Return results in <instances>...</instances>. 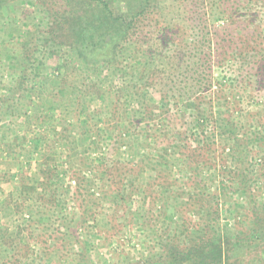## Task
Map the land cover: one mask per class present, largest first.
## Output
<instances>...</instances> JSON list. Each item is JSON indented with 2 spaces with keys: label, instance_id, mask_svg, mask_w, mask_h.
Here are the masks:
<instances>
[{
  "label": "trees",
  "instance_id": "obj_1",
  "mask_svg": "<svg viewBox=\"0 0 264 264\" xmlns=\"http://www.w3.org/2000/svg\"><path fill=\"white\" fill-rule=\"evenodd\" d=\"M24 3L0 0V159L15 161L10 177L2 163L12 191L0 187V207L15 214L16 195L25 222L53 232L43 263L95 264L98 205L141 219L152 198L171 211L167 233L122 264H264V119L242 124L241 105L218 100H264V21L234 19L241 0H36L41 21L28 25ZM177 4L185 17L161 18ZM224 164L229 185L216 180ZM19 236L0 223L6 264L32 255Z\"/></svg>",
  "mask_w": 264,
  "mask_h": 264
},
{
  "label": "rangeland",
  "instance_id": "obj_2",
  "mask_svg": "<svg viewBox=\"0 0 264 264\" xmlns=\"http://www.w3.org/2000/svg\"><path fill=\"white\" fill-rule=\"evenodd\" d=\"M25 2H26L24 3L25 9L22 10L23 14L21 15V19L25 21L24 23H28V25L33 24L35 22L36 23L40 22L41 20L38 19L40 18V15H38L39 12L36 10L34 11L36 0H25ZM241 3H242L241 4L242 8L239 9L238 11L236 10L237 14H232L234 19H236L237 21H244V19L248 20L251 17L255 19L253 20L254 23L264 21V1L263 0L253 3L252 4L253 6L250 5L248 8H243L244 2L242 0H241ZM167 8H168L167 11L164 12L161 18L166 19L168 16V19L177 22L179 21L177 19H181L183 16L185 17V11H188L189 5H186L184 7L182 4H177L176 6H172V7L168 6ZM35 15H37L38 18L34 19ZM226 16L230 17V15H226ZM210 19H211V16H210ZM219 22L221 24L223 23L222 20ZM31 31H33L32 28H31ZM3 74L6 76V74L8 75V72L4 70ZM68 83L73 85L74 81L72 79L71 80L68 79ZM114 84H117L120 86L121 83L119 84V82H115ZM225 94L227 95L225 97L227 98V100H224V96L219 95L220 96L218 98L219 102H222V103L228 102L230 108H233L234 105H237L238 106L237 108L239 109V105H241L240 107H242V109L244 110L239 112L238 117H239V120H241L242 124L246 123L245 118H247L248 115L250 116L254 115L257 118L258 115L262 114V119H264V100L263 99L259 100L258 98L253 97V94L251 93L240 95L233 91H227L225 92ZM239 100H242V101L238 102ZM214 101L216 103V100ZM256 102L258 104H255ZM215 103H213L214 108H216ZM175 109H178V106L173 107V110ZM220 111H224V109L221 108ZM110 123L111 122H107L104 125L101 122L100 127L107 129L111 127ZM20 137H22V135H20ZM7 141L9 142L12 140L7 139ZM21 145L22 144L20 140L14 141L13 148L16 154L19 152L22 153L20 151ZM105 148L104 147L102 148L103 151L105 150ZM10 156L14 157L13 154H10ZM111 158L112 156L109 155L108 159H111ZM120 158L123 159L121 156ZM140 158H141V155H138L136 157L132 156L131 159L134 163H136L139 161ZM116 159L119 160L118 155H116ZM13 160H10L8 158H4L2 160L0 159V171L1 169H3L2 163H4V166H5L4 173L8 177H10L11 175H13V173H15V169H14L15 161L13 162ZM60 161L63 162V160H60ZM93 165L94 167L90 168L91 171L95 170L94 173L101 171L99 160L97 162L95 161ZM224 165L225 167H227V169L224 168V169L218 170L219 178H216V180L218 181V183L220 182V183L229 185L230 183L227 182V180L229 179V177H232V175L231 174L229 175L228 173L229 167L226 164ZM75 167L79 169L78 162L76 163ZM153 168L159 169L161 167L156 166ZM162 168H166V167L163 166ZM172 171L173 173L174 172L176 173L177 170L174 169ZM174 176L176 175L174 174ZM134 179H135L134 176H131L130 178L126 177L124 182H122V185H125V187H123L124 194L127 196H130L132 199L134 197L131 196L130 190L131 189L133 190L135 189V187H137L136 181H134ZM128 182H130V185H133L132 188L128 187L129 185ZM10 185L13 186V184H10ZM0 187L4 190L6 194L12 191V187H10L9 184L6 182L0 181ZM150 190L152 192L151 188ZM229 197H230L229 199L231 200L232 196H229ZM13 198L14 199H12L11 205L13 207L12 210L15 212V214L9 213V215L6 216L7 211L4 209V212H2V208L0 207V210H1L0 211V223L3 227H8L10 230H13V231L16 230L17 233H20V236L17 237L14 243L16 246H18L19 248L23 247V245L31 246L32 250L30 254L32 253V255L28 256L25 263L44 264L43 263L44 256L41 253V248L44 245L43 242L46 239V237L49 235V233L53 234V232L51 231L46 232L47 228L38 224L37 215L33 217V220L31 222L26 223L25 222L26 218L22 216L21 214V208H22L21 206L23 205L22 201L19 200L20 198H17L16 195H14ZM151 199H148V204L146 203L147 208H145V210L141 212L143 215L141 219L140 218L138 219V216H132L133 213H130V214L127 212L125 213L124 210H121V208L117 210V213H114L113 207L109 205H106V206L98 205L99 207H101L98 210V213H100L99 215L100 218L97 223V227L95 228V230L93 231L91 235L94 241V244H93L94 249L92 250L91 253L93 255L92 257H93V261L95 262V264H122L125 261L137 260V259H140L141 257L148 256L150 253L153 252L154 246H156V241H154L153 238L155 237V235L164 236L165 233H167L166 228H168V222H169L168 218H169L171 211L170 209H167V208L166 210H164V207L161 206L160 204H158L155 208H151L152 207ZM1 200H2V193H0V201ZM69 207L71 208V206ZM222 208L224 207L222 206ZM38 215L40 214L38 213ZM53 220L55 221L56 219L53 218ZM50 223L51 222L49 221V224ZM51 224H53V221ZM51 224L50 226H52ZM53 229H55V226L53 227ZM52 238L53 236H51L49 240L50 242ZM65 252H67L66 253L67 256L71 257L72 259L71 261H74L73 258H74V254H76V251L68 249V250H65ZM56 254L58 257H62L64 253L63 251H61V252H57ZM6 261H8L7 257L3 258V260H0V263L6 264L9 262V261L8 262ZM15 264H19V262Z\"/></svg>",
  "mask_w": 264,
  "mask_h": 264
}]
</instances>
